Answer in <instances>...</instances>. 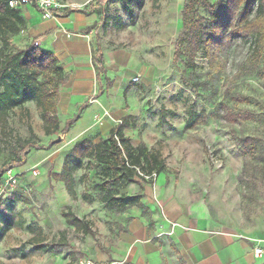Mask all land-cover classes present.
<instances>
[{
  "label": "rangeland",
  "instance_id": "374dc122",
  "mask_svg": "<svg viewBox=\"0 0 264 264\" xmlns=\"http://www.w3.org/2000/svg\"><path fill=\"white\" fill-rule=\"evenodd\" d=\"M56 1L62 6L56 18L69 9L81 11L79 17L87 24L65 28L63 35L69 42L83 39L93 63L100 49L105 71H100V83L89 77V86L78 91L79 80L66 74L57 107L60 129L75 115L81 120L66 134L45 136L31 101L13 109L0 128V167L6 165L1 171L12 168L17 177L15 186L0 195V264H76L116 246L119 214L100 203L94 188L102 180L101 167L82 161L73 174L74 197L53 175L61 172L75 143L69 139L82 135L97 142L124 116L130 143H144L164 161L165 172L152 181L159 177L157 185L174 183L201 199L223 226L264 238V58L254 66L249 45L234 42L215 70L201 52L191 69L185 65L188 46L183 43L181 60H175L182 0H135L130 11L118 0ZM19 10L22 14L28 7ZM196 12L207 15L201 9ZM39 21L47 20L40 15ZM28 30L25 22L23 30L10 37V49L30 43ZM107 79L111 88H106ZM237 96L244 100L235 101ZM85 102L87 107L80 109ZM224 107L233 113L248 111L251 118L227 123ZM247 137L255 142L244 149L241 141ZM25 141L37 149L29 148L25 162L12 167L13 150ZM84 173L86 179L80 181ZM120 193L130 195L129 185L119 188ZM138 209L149 216L143 203ZM66 210L85 221L93 235L68 225L61 215Z\"/></svg>",
  "mask_w": 264,
  "mask_h": 264
},
{
  "label": "trees",
  "instance_id": "16d2710c",
  "mask_svg": "<svg viewBox=\"0 0 264 264\" xmlns=\"http://www.w3.org/2000/svg\"><path fill=\"white\" fill-rule=\"evenodd\" d=\"M118 1L125 10L130 11L129 6L135 0ZM7 2L8 0H0V128L6 125L13 109L31 101L39 110L45 136L59 132L66 134L78 120L75 115L65 120L60 129L57 109L59 89L67 84V75L57 57L42 50L34 42L24 48L10 49V37L23 30L25 21L20 10L9 8ZM198 9L205 11L207 15L197 14ZM80 12L69 9L62 17ZM59 15L57 13L56 17ZM234 42L249 45L250 63L254 66L264 58V0H183L182 27L175 44V60H181V46L186 43L188 60L186 63L183 60L182 62L187 68H195L196 55L201 52L210 69L215 70ZM95 56L93 65L98 70L96 80L100 83V71L104 70L100 49L96 50ZM183 84L187 82L183 80ZM111 87L112 82L107 79L106 88ZM91 99H96V94ZM234 100L242 102L244 99L237 96ZM86 107L87 102L80 109ZM223 109L222 118L227 123H240L251 118L248 111L233 113L227 107ZM129 128L128 118L124 116L109 129L106 137L97 142L88 138L75 142L64 159L61 172L53 175V179L63 183L67 194L74 197L73 174L81 169L83 160H88L94 167H101L102 180L94 188L98 190L99 201L106 209L120 214L130 208L141 207V193L118 195L119 188L124 189L130 184H137L140 188L145 184L153 185L154 177L165 172V164L160 155L150 151L144 143L133 146L124 134V130ZM254 142L250 137L241 141L244 149L251 148ZM29 148L37 149V145L25 141L18 149H14V159L10 161V165L15 167L23 164L24 154ZM5 166L0 167V180L4 173L1 168ZM85 179L84 173L79 180ZM83 197L87 198L86 195ZM61 215L68 225L93 235L88 224L71 211H62Z\"/></svg>",
  "mask_w": 264,
  "mask_h": 264
},
{
  "label": "crops",
  "instance_id": "0c3cea01",
  "mask_svg": "<svg viewBox=\"0 0 264 264\" xmlns=\"http://www.w3.org/2000/svg\"><path fill=\"white\" fill-rule=\"evenodd\" d=\"M26 7L28 11L21 15L31 28L27 46L34 42L42 50L53 53L68 77L79 80L75 91L87 88L89 77H96L98 72L94 70L91 54L87 56L83 39L69 42L62 31L81 28L87 22L82 21L80 13L38 22L40 13L32 5ZM115 64L114 61L110 67ZM81 137L78 135L68 142ZM158 179L142 188L129 185L130 195H143L142 203L148 208L149 216L143 217L136 207L120 213L116 246L108 253L99 251L90 259L114 264H264V238L223 226L210 215L201 199L174 183L157 185ZM256 246L262 248L259 258L253 255Z\"/></svg>",
  "mask_w": 264,
  "mask_h": 264
},
{
  "label": "built area",
  "instance_id": "2783aa9c",
  "mask_svg": "<svg viewBox=\"0 0 264 264\" xmlns=\"http://www.w3.org/2000/svg\"><path fill=\"white\" fill-rule=\"evenodd\" d=\"M7 5L11 9H19L29 5L34 6L39 10L41 17L44 20H50L56 17V14L62 9V6L56 0H8ZM36 175V173H33ZM17 177L13 176L12 168H8L4 171L0 180V195L8 189L15 186L17 183ZM262 254V248L256 246L253 251L255 258H259ZM76 264H113L109 262H95L89 258L78 259Z\"/></svg>",
  "mask_w": 264,
  "mask_h": 264
}]
</instances>
